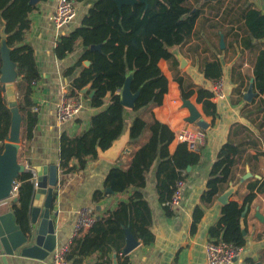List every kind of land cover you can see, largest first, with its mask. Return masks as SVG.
I'll use <instances>...</instances> for the list:
<instances>
[{
    "label": "trees",
    "instance_id": "16d2710c",
    "mask_svg": "<svg viewBox=\"0 0 264 264\" xmlns=\"http://www.w3.org/2000/svg\"><path fill=\"white\" fill-rule=\"evenodd\" d=\"M75 1L80 3L85 0ZM205 7H209L211 19L217 18L213 25L220 28L224 26L223 23L237 24L238 32L233 33L237 42L251 52L259 50L254 64V79L255 87L263 97L260 101L245 102L242 111L246 119L257 126L264 142V13L261 10L250 4L246 5L243 0L206 3L201 0H148V4L137 0L134 3H125L121 8L114 0H95L83 16L81 24L70 33L61 35L55 49L57 57L62 59L79 44L85 47L77 64L66 73L72 74L74 70L81 68L71 82L70 94L75 95L90 84V90L85 97L89 98L90 105L96 111L91 116L88 129L77 135L62 134L59 165L65 173L82 169L88 160L98 157V147L106 150L121 136L125 128L126 107L120 102V90L130 72L133 73L132 91L140 90L133 110L144 109L142 115L133 120L130 137L136 143L146 131L149 136L132 153L128 166L111 167L104 181L105 189L110 187L116 193L131 187L136 189L116 209L100 217L87 233L73 239L67 253L68 261L81 264L87 257L100 252L97 264H110V258L106 255L115 252L119 264H130L126 257L122 258L120 255L126 237L125 229L129 227L134 236L145 244L155 239L151 230V208L140 191L146 186V173L157 162V192L159 201L164 204L172 198L177 181L186 178L189 168L200 162L199 148H191L187 142L179 143L173 152L170 151L169 146L175 138V132L154 116L153 108L162 105L168 91V78L159 65L161 59H166L174 80L179 84L181 97L189 99L196 93L197 103L202 105L207 116L213 117L212 123L214 122L218 108L211 99L212 90L196 85L191 76L184 75L185 72L180 70L179 62L172 52L173 48H183L192 41ZM35 9L36 5L31 0H0V40L1 29L5 27L8 45L12 47L11 58L17 63L16 93L23 116V139L32 138L34 128L39 122L38 113L33 111V107L37 105L33 100V82L40 78V74L34 50L25 42L31 28L30 14ZM205 19L207 21L210 18ZM93 44L100 45V48L91 49ZM199 47L200 45H195L191 48L197 52ZM216 50L223 51L217 46ZM84 60H89L90 65L84 66ZM1 63L0 56V66ZM202 72L207 80L220 79L223 75L221 62L206 58ZM90 91H94L91 98ZM234 91L239 93L235 100L237 102L243 98L240 85ZM108 93L110 96L106 100ZM261 114L263 117L257 122ZM10 126L11 110L0 83V152ZM236 129L245 132L249 127L239 124ZM248 144H258L250 132L238 141L230 138L221 147L202 195L206 204L212 203L228 188L230 182L235 181L238 164L244 156L245 163L257 159L259 153H247ZM182 170H186L185 175ZM32 179L31 171L21 172L16 179L19 190L13 209L17 222L24 231H29L30 228L29 211L34 196ZM246 181L248 193L243 203L231 200L223 205L218 224L211 228L216 240L246 246L247 236L241 226L242 212L246 206L250 208L257 193H264V177H251ZM105 194L104 190L96 191L93 200L98 202ZM203 213L200 206L195 208L194 224L199 222ZM246 261L255 264L252 258H247Z\"/></svg>",
    "mask_w": 264,
    "mask_h": 264
},
{
    "label": "crops",
    "instance_id": "0c3cea01",
    "mask_svg": "<svg viewBox=\"0 0 264 264\" xmlns=\"http://www.w3.org/2000/svg\"><path fill=\"white\" fill-rule=\"evenodd\" d=\"M58 1L37 0L34 3L36 9L30 14L31 28L27 32L25 42L30 44L34 50L40 74V78L37 80L38 88L35 89L33 94V100L39 109L36 112L39 116V122L34 128L32 138L27 139L24 137L20 148V159L34 170L39 165L57 164L59 166L58 184L54 188L55 200L52 209L53 213H56V215H52L56 234L55 250L72 243L75 238L74 228L77 211L81 207L100 205L103 209L101 211L96 209V212L97 215L102 217L108 214L109 211L116 209L121 201H126L129 198L136 188L131 187L120 193L107 192L104 186L106 174L113 166L126 168L132 159V153L149 136V132L146 131L138 142L133 143V140L130 139L127 144L130 152H123L117 161L98 156L88 160L84 168L77 169L75 172L65 173L61 169L59 154L62 134L77 135L88 129L91 116L96 111L90 105L89 98L83 94L84 105L76 118L60 123L56 117V107L62 99L63 93L70 94L71 82L81 68H77L72 74L66 72L77 64L85 50V47L79 44L73 52L68 53L64 58L57 57L55 49L59 37L56 35L52 15ZM94 1L76 2L77 14L72 21L61 28L60 37L63 34L70 33L81 24L83 16ZM243 2L264 13V0H243ZM209 11V7H205L202 17L197 22L196 33L192 41L183 48L179 47L180 52L188 61L187 66L180 70L185 72L184 75L191 76L196 85L211 89L213 81L204 77L202 67L206 58L210 60L218 59L222 65V79L225 83L228 98L215 102L218 111L213 123V117L207 116L202 109V105L197 103V94L195 93L189 98L200 111L202 117L209 122V127L206 129V143L204 146L197 147L201 153V160L198 164L190 167L185 178L186 184L183 189L181 203L173 209L168 208L159 201L156 176L157 162L146 173V186L140 191L151 208V230L155 235V239L149 244H145L143 240L138 239V244L132 250L128 253L122 251L120 255L122 258L126 257L130 264H206L205 247L208 242L217 239L212 235L211 228L218 224L222 215L223 204L218 201L219 195L210 204H206L202 200V195L207 188V181L217 154L230 138L238 141L243 135L245 136L247 132H250V135L258 141V144L256 146L246 145L249 147L247 153L259 154H257V159L251 160L250 163L244 162V156L242 162L238 164L235 181L227 185L228 188L234 185L237 186V190L229 198V201L235 200L243 203L244 197L248 193V181L246 180L251 177H264V142L257 126L248 121L242 111L245 102H247L244 95L251 83L254 84V92L256 93L253 100L260 101L263 97L256 89L254 79V64L259 50L251 52L240 45V42H237L233 36V33L238 32L237 24L223 23L224 26L220 28L213 25L217 18L211 19ZM205 16L210 19L204 21L206 20ZM222 36L224 47L220 44ZM195 45H200L197 52H194L191 48ZM216 46L223 49V51H217ZM82 64L89 66L87 60H84ZM159 65L168 78V91L164 96L162 105L153 108L154 116L167 124L174 132L194 125L188 121L190 111L184 105L179 84L174 80L169 62L166 59H161ZM238 85L241 87L240 93H242L243 98L236 102L239 93L235 92L234 88ZM143 111L144 109L126 108L124 131L127 127L126 124L132 123L137 116L142 115ZM262 117L263 114L258 117L257 122ZM239 124L246 125L249 129L240 132L236 129ZM178 144L179 141L174 139L169 146L170 151L173 152ZM102 190L106 194L98 202L94 201V193ZM10 205L11 202L7 200L0 203L1 208L4 209ZM197 206H200L204 213L199 222L194 224V210ZM257 212L264 215V193H257L256 198L250 205L246 216L247 244L243 247L244 253L242 256L231 264H249L246 261L247 258L254 259L255 263L257 261L264 262V225L256 216ZM53 252L45 259L22 256L20 253L7 255L4 259L2 252L0 264H47ZM114 253L110 252L106 255L110 258V264H114L115 261L117 264L119 263V259L117 261ZM99 255H101L100 252L95 256H89L81 264H97ZM69 264L74 263L69 261Z\"/></svg>",
    "mask_w": 264,
    "mask_h": 264
},
{
    "label": "water",
    "instance_id": "95a60500",
    "mask_svg": "<svg viewBox=\"0 0 264 264\" xmlns=\"http://www.w3.org/2000/svg\"><path fill=\"white\" fill-rule=\"evenodd\" d=\"M37 0H31L34 4ZM121 8L125 3H134L137 0H114ZM148 4V0H140ZM218 0H201L202 3L216 2ZM8 34L5 31V27L1 29L0 40V83L3 90L6 93L8 105L11 110V126L7 137L3 144V150L0 152V203L8 200L11 196L14 181L17 176L24 171H31L26 168V163L20 159V148L23 141L22 138V125L23 116L18 106V99L16 93V82L18 80L17 63L11 58L12 47L8 45ZM220 44L224 47V38L221 37ZM100 45H91V49H99ZM173 54L179 62L180 69H184L188 61L180 52L179 47L172 49ZM90 65V61L87 60ZM132 72L128 74L126 80L120 90V102L126 107L133 109L135 107L136 99L140 90L133 92L131 89ZM91 85H87L81 90L82 94H87ZM94 91H90L89 97H93ZM110 93L107 94L106 100L109 99ZM256 93L254 92V84L251 83L248 91L244 95V99L247 102H252ZM184 105L189 108L190 116L188 121L192 124H196L199 127L206 130L209 127V122L202 117V114L197 109L194 103L189 99H183ZM132 123L126 124V129L121 136L114 140L112 145L102 150L98 147V156L106 158L111 161H117L123 152H130V148L127 144L130 137V127ZM59 166L57 164L39 165L35 167L37 175V187L32 199L29 219L30 228L29 231L22 230L21 226L17 222L16 214L13 209V204L17 202V196L11 200V205L6 209L0 206V251L3 252V257L6 259L7 255H14L20 253L22 256H31L39 259H45L56 248V234L53 214V203L55 200L54 188L58 184ZM190 169V168H189ZM237 186H230L224 192H222L218 201L223 205L229 203V198L235 193ZM107 192L114 193L112 188L107 187ZM43 207V208H42ZM98 211L103 209L102 206L96 205ZM249 211V206L244 208L241 217V226L244 234H246V216ZM259 221L264 225V215L260 212L256 213ZM100 219V215L97 216ZM125 245L123 252L128 253L137 244L138 239L131 232L130 228L125 229ZM115 258L118 261L117 254L114 253ZM114 264H117L115 261ZM119 264V263H118ZM255 264H264L262 261H257Z\"/></svg>",
    "mask_w": 264,
    "mask_h": 264
},
{
    "label": "built area",
    "instance_id": "2783aa9c",
    "mask_svg": "<svg viewBox=\"0 0 264 264\" xmlns=\"http://www.w3.org/2000/svg\"><path fill=\"white\" fill-rule=\"evenodd\" d=\"M77 14L76 1L75 0H59L52 15V20L56 28V35L60 39L61 28L72 21ZM57 40V42H58ZM34 90L38 88L37 81L33 82ZM211 90L213 92L212 101L218 102L228 98V93L225 89V83L222 77L212 82ZM84 105V95L81 92H77L75 95L63 93V97L56 107V117L60 123L72 120L76 118L82 111ZM38 107L34 106L33 111L38 112ZM179 143L187 142L191 148L204 146L207 140V132L198 125H191L190 127L183 128L180 131L175 132V138ZM27 169H31L33 173L34 192L37 187V175L36 171L26 164ZM185 175L186 170H182ZM186 184V179L182 178L177 181L172 198L164 203L170 209L176 208L180 203L183 196V189ZM19 182L14 181L11 196L7 201L13 199L18 195ZM96 208L93 206H84L77 211V219L75 221L74 236H80L87 233L98 220ZM70 245H65L56 249L50 261L47 264H69L67 259V253ZM206 264H231L237 258H240L244 253L242 246H237L233 243L226 242L224 240H212L206 244ZM2 251H0V255Z\"/></svg>",
    "mask_w": 264,
    "mask_h": 264
},
{
    "label": "rangeland",
    "instance_id": "374dc122",
    "mask_svg": "<svg viewBox=\"0 0 264 264\" xmlns=\"http://www.w3.org/2000/svg\"><path fill=\"white\" fill-rule=\"evenodd\" d=\"M196 6H198V4H195Z\"/></svg>",
    "mask_w": 264,
    "mask_h": 264
}]
</instances>
